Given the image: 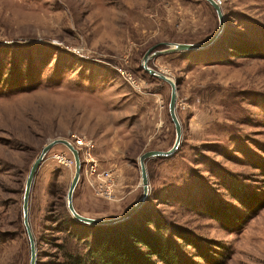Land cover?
<instances>
[{"label":"rangeland","instance_id":"1","mask_svg":"<svg viewBox=\"0 0 264 264\" xmlns=\"http://www.w3.org/2000/svg\"><path fill=\"white\" fill-rule=\"evenodd\" d=\"M213 1L224 24L210 47L147 63L176 83L181 138L171 158L146 162L142 208L203 244L195 250L171 239L187 263L207 264L198 255L207 254L219 264H264V0ZM218 27L205 0H0V264H29L25 181L53 140L78 151V214L115 218L138 201V158L170 150L176 137L170 87L143 70V57L154 46L202 43ZM79 139L90 143L93 176ZM74 171L58 144L33 180L37 264L91 263L68 234L76 228L66 207Z\"/></svg>","mask_w":264,"mask_h":264},{"label":"trees","instance_id":"2","mask_svg":"<svg viewBox=\"0 0 264 264\" xmlns=\"http://www.w3.org/2000/svg\"><path fill=\"white\" fill-rule=\"evenodd\" d=\"M244 50L234 47L232 53L237 57H245ZM73 222L75 231L68 234L77 241H82L88 248L90 264H194L187 263L177 254V246L171 239L195 250H199L202 244L185 230L160 226L156 216L145 208H141L125 222L111 226L96 227ZM149 226L155 227L159 232L168 231L172 238H163L157 231L150 230ZM198 255L202 260L204 258L207 264L220 263L216 262L215 256ZM68 257L70 259V256ZM73 262L80 263L77 258Z\"/></svg>","mask_w":264,"mask_h":264},{"label":"water","instance_id":"3","mask_svg":"<svg viewBox=\"0 0 264 264\" xmlns=\"http://www.w3.org/2000/svg\"><path fill=\"white\" fill-rule=\"evenodd\" d=\"M212 8L215 10L218 21H219V27L218 30L206 41L198 44H173L170 45L168 48L164 50L159 51H153L157 46L152 47L149 49L146 54L143 57L142 61V68L143 70L149 74L152 77H155L165 83H167L170 87V100L168 105V112L169 117L171 120V123L173 124L174 130H175V142L173 147L166 151H148L143 153L138 158L139 163V170H140V178L142 183V196L138 199V201L130 207L128 211H126L121 216L110 218V219H94L89 217H84L80 214H78L73 206L72 198H73V192L77 186V183L80 178V171H81V163L78 156L77 151L73 148V146L65 141V140H53L49 142L47 145H45L40 153V155L37 157V159L34 161V163L31 166V169L27 175L26 181H25V188H24V194L22 199V212H23V225L25 228V233L27 236L28 244H29V264H37V255H36V244L33 238V235L31 233L29 224H28V200H29V194L31 190V186L33 184V180L35 178V175L37 173V170L39 169L41 163L43 162L45 156L47 153L58 144L64 145L72 154V157L74 159L75 164V171L74 176L70 182V185L67 190L66 194V207L70 215L73 217V219L83 225L87 226H111L116 225L122 222H125L126 220L130 219L133 215H135L144 205L146 199H147V193H148V187H147V170H146V162L153 158H164L168 159L171 158L177 151L179 144H180V138H181V126L176 116V83L164 76L161 73H158L157 71L147 67L148 61L159 55L163 54H172V53H180V52H192V51H200L204 50L208 47H210L221 34V31L223 29L224 24V18L223 14L221 13V10L219 6L213 1V0H205ZM164 46V45H163ZM152 52V53H151Z\"/></svg>","mask_w":264,"mask_h":264},{"label":"built area","instance_id":"4","mask_svg":"<svg viewBox=\"0 0 264 264\" xmlns=\"http://www.w3.org/2000/svg\"><path fill=\"white\" fill-rule=\"evenodd\" d=\"M75 146L76 148L79 149V152L81 153L82 158H84V160H86L88 164H90V165L87 164V167L89 168L90 176L95 175L97 173L96 166H95L96 164L94 161L92 162L91 156L88 154L90 150V143H86L82 139L81 140L79 139L75 141Z\"/></svg>","mask_w":264,"mask_h":264}]
</instances>
